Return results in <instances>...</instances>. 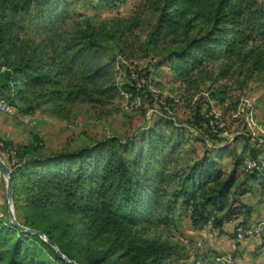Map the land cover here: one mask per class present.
Returning <instances> with one entry per match:
<instances>
[{
	"label": "trees",
	"instance_id": "16d2710c",
	"mask_svg": "<svg viewBox=\"0 0 264 264\" xmlns=\"http://www.w3.org/2000/svg\"><path fill=\"white\" fill-rule=\"evenodd\" d=\"M74 1L0 0V101L29 114L50 103L102 106L124 92L150 106L151 68L167 69L173 84L205 78L215 65L220 78L245 82L264 74V0H135L129 16L97 23L73 13ZM97 1L115 9L127 0ZM142 59L143 68L129 70ZM121 71L126 83L117 81ZM212 119L197 112L189 125L205 145L189 162L182 160L184 125L168 110L124 140L112 136L74 151L43 154L37 138L22 146L0 139L7 156L15 154L7 166L16 221L75 264H180L189 258L184 248L147 234L155 223H173L177 210L189 213L198 232L209 222L222 232L244 215L234 226L244 233L251 210L242 197L264 185V166L254 161L264 144L238 135V154L210 132ZM248 151L257 166L246 171ZM224 159L231 160L228 171ZM63 215L74 216L78 227ZM5 216L0 264H71ZM257 250L264 264V235ZM209 258L201 264H215Z\"/></svg>",
	"mask_w": 264,
	"mask_h": 264
},
{
	"label": "rangeland",
	"instance_id": "374dc122",
	"mask_svg": "<svg viewBox=\"0 0 264 264\" xmlns=\"http://www.w3.org/2000/svg\"><path fill=\"white\" fill-rule=\"evenodd\" d=\"M134 3L135 0H127L122 6L112 9L97 0H75L71 8L73 13L81 14L97 23L116 16H129ZM147 61L142 59L127 66L130 71L137 72ZM151 63H155V60H151ZM217 67V65L209 67L207 70L209 74L205 78L195 77L181 84H173L166 79L167 69L151 68L148 90L152 95L150 105L152 108L146 103L141 105L138 98L131 99L124 92L102 106L50 103L29 114L19 112L17 109L10 113L0 108V139L11 142L14 146H22L33 143L37 138L43 144L41 151L43 154L74 151L112 136L124 140L139 127L160 118V113L168 110L169 116L177 124L184 125L186 131L188 144L182 151L184 162L197 159L205 149V145L196 140L194 130L189 128L197 112L206 117L213 116L210 120L212 126L210 132L217 134L222 141L233 144L236 136L245 135L264 144V74L255 75L243 82L242 78L236 76L220 78L216 73ZM128 78V75L121 71L117 81L126 83ZM213 93L216 96L214 98ZM232 146L238 154L242 152L240 139ZM250 147L252 146L249 145L248 149ZM257 157L264 160V152ZM243 161L246 171L257 166L249 155H244ZM220 164L228 171L231 160L224 159ZM243 200L251 205L248 204L251 210L249 218L251 224L244 233L239 230L234 238H230L227 231L234 233V226L244 218V215L226 223V230L222 232L206 230V236L202 237V246L198 247L196 242L201 241V232L194 234L189 213L185 210H177L174 222L169 225L161 226L155 223L147 229V234L151 238H159L184 248L182 253L189 258L182 260L180 264L194 262L201 264V260L206 256L210 257L209 263L215 264H231L233 261L229 260L233 259L232 257H235V264H260L262 256L257 250L260 240L254 243L245 241L247 236L255 235L256 223L264 224V185L250 192L249 196H243ZM11 209L16 219L13 201ZM0 213L7 214L6 188L1 174ZM63 219L71 226L78 227V220L74 216L63 215ZM239 240L242 242L237 243L233 249L231 242ZM96 243L98 248H103V240ZM212 252L220 259L215 260L211 257Z\"/></svg>",
	"mask_w": 264,
	"mask_h": 264
},
{
	"label": "water",
	"instance_id": "95a60500",
	"mask_svg": "<svg viewBox=\"0 0 264 264\" xmlns=\"http://www.w3.org/2000/svg\"><path fill=\"white\" fill-rule=\"evenodd\" d=\"M0 173H1V175L4 179V183H5L7 215H8V219H9L10 223L21 232H27V233L38 235L41 239H43L45 242H47L49 245H51V247H53L55 249V251L57 252V254L59 255V257L61 259L66 260L68 263L75 264L74 262L68 260L64 255H62L60 253L59 249L56 247V245L49 242V240L46 238V236L44 234H42L39 231L30 230L26 227H23L16 221V219L13 216V211L11 209L12 199H13V186H12V182H11V171L7 167V165L1 160V158H0Z\"/></svg>",
	"mask_w": 264,
	"mask_h": 264
},
{
	"label": "built area",
	"instance_id": "2783aa9c",
	"mask_svg": "<svg viewBox=\"0 0 264 264\" xmlns=\"http://www.w3.org/2000/svg\"><path fill=\"white\" fill-rule=\"evenodd\" d=\"M0 106L4 107L5 109L8 110V112L12 113L13 111H16L15 108L9 106V104L7 102H0ZM209 124V123H208ZM245 134V133H244ZM0 151H1V155H0V158L1 160L7 165V163L10 161V163H14L15 162V154L14 156H7L6 154V150L5 149H2L0 148ZM245 155H250L248 152L245 154ZM254 161H260L261 162V165H264V160L262 157H254ZM8 167V166H7ZM0 217L6 219V216L5 214L3 213H0ZM206 230H214L210 227V222H209V225L207 226H204L203 230L200 231L201 232V241H197L196 242V245L198 247H201L202 246V237L203 236H206ZM235 232H240L238 229L234 230ZM264 233V224H257L256 223V226H255V235L254 236H247V240L249 241H257V240H260L262 235ZM242 241H237V242H231L232 243V247L233 249L236 248V244L237 243H240Z\"/></svg>",
	"mask_w": 264,
	"mask_h": 264
},
{
	"label": "crops",
	"instance_id": "0c3cea01",
	"mask_svg": "<svg viewBox=\"0 0 264 264\" xmlns=\"http://www.w3.org/2000/svg\"><path fill=\"white\" fill-rule=\"evenodd\" d=\"M0 128H1V126H0ZM0 174H1V173H0ZM1 177H2V175H1ZM2 179H3V177H2ZM3 183H4V179H3ZM4 184H5V183H4ZM245 196H249V194H247V195H245ZM243 202H244L245 204H247V205L249 204V203H246L245 200H243ZM249 205H250V204H249ZM249 205H248V206H249ZM252 205H253V204H252ZM250 206H251V205H250ZM226 225H227V224H224V225H223V227H222V231L226 230V229H225V228H226ZM227 232H228V234H231V231H227ZM196 233H199V232H198V231H194V234H196ZM245 242L254 243L255 241H249V240H246Z\"/></svg>",
	"mask_w": 264,
	"mask_h": 264
},
{
	"label": "bare ground",
	"instance_id": "6f19581e",
	"mask_svg": "<svg viewBox=\"0 0 264 264\" xmlns=\"http://www.w3.org/2000/svg\"><path fill=\"white\" fill-rule=\"evenodd\" d=\"M0 102H3V101H0ZM0 108H4V107H2V106H0ZM5 109V108H4ZM7 110V109H6ZM262 166V165H261ZM251 168V167H250ZM2 218V217H1ZM209 225V224H208ZM207 226V225H206ZM210 227H211V224H210ZM254 233V232H253ZM239 241H241V240H239ZM237 242V241H236Z\"/></svg>",
	"mask_w": 264,
	"mask_h": 264
}]
</instances>
